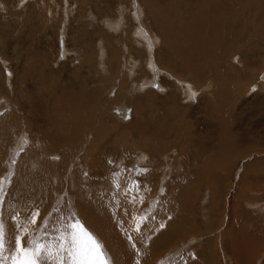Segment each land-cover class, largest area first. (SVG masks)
I'll use <instances>...</instances> for the list:
<instances>
[{"label":"rangeland","instance_id":"rangeland-1","mask_svg":"<svg viewBox=\"0 0 264 264\" xmlns=\"http://www.w3.org/2000/svg\"><path fill=\"white\" fill-rule=\"evenodd\" d=\"M183 1L0 0V264L13 233L53 242L77 220L109 264H264V0H247L239 32L200 57L191 41L207 47L214 18L198 28L205 0ZM176 127L184 149L176 137L165 159Z\"/></svg>","mask_w":264,"mask_h":264},{"label":"bare ground","instance_id":"bare-ground-1","mask_svg":"<svg viewBox=\"0 0 264 264\" xmlns=\"http://www.w3.org/2000/svg\"><path fill=\"white\" fill-rule=\"evenodd\" d=\"M172 1H174V0H172ZM177 1V0H176ZM183 0H181V2H182ZM197 2H198V0H196ZM204 1V0H203ZM184 2V1H183ZM188 2V1H187ZM196 2V3H197ZM199 3H200V0H199ZM198 3V4H199ZM136 4H137V2H136ZM171 4V3H170ZM174 4V3H173ZM197 4V5H198ZM201 4V3H200ZM243 4H245L246 6H248L247 5V0H246V2L244 1V0H205V2L203 3V4H201L199 7H198V10L200 11V10H202V18L200 19V22H199V25H196L198 28H200V26H202V24H203V18L204 17H206V14H204V13H206V11H208L209 13H211V16H212V18H214L213 20H211V21H209L210 23L208 24L211 28L212 27H214V30H212L211 31V33L209 34V35H207V36H209V38H210V44L209 43H207V47H205L203 44L204 43H201L200 42V40L198 41V42H196V40H193V41H191L192 43H194V45L193 46H191V48L193 49V50H195V46H197L198 47V50H197V54L196 55H205V53L206 52H208L210 49H212L213 50V48H216L217 46H220V44L222 43V42H224L225 40L223 39L224 38V36H227V37H230L231 35H232V31H238V29L237 28H235V27H232L233 25H235L236 26V21H238V20H240L241 18H240V16H242V18H243V20H245L244 19V17H245V15H246V9H245V11H244V8H247V7H245V6H242ZM154 5V4H153ZM175 5V4H174ZM174 5H172V6H174ZM180 5V4H179ZM189 5V4H188ZM187 5V6H188ZM196 5V4H195ZM177 6V5H176ZM153 7V6H152ZM196 7V6H195ZM244 7V8H243ZM140 8L142 9L143 7H141L140 6ZM168 8V7H167ZM178 8H179V6H178ZM145 9V8H144ZM144 9H143V11H144ZM172 9V8H171ZM193 9V8H192ZM252 10H253V8H251ZM173 10V9H172ZM176 10V9H175ZM196 10V9H195ZM142 11V10H141ZM177 11H178V9H177ZM232 11L235 13H233L232 14ZM201 12V11H200ZM207 12V13H208ZM141 13H143V12H141ZM208 13V14H209ZM140 14V13H139ZM197 14V13H196ZM201 14V13H200ZM198 16V15H197ZM196 16V17H197ZM208 16H210V15H208ZM217 16V17H216ZM195 17V18H196ZM168 19V18H167ZM173 19V18H172ZM171 19V20H172ZM174 20V19H173ZM198 20V19H197ZM207 20V19H206ZM205 20V21H206ZM183 21V20H182ZM199 21V20H198ZM254 21V20H253ZM263 21H264V19H263ZM175 22H177V21H175ZM178 22H180V20L178 21ZM191 22V21H190ZM236 22V23H235ZM247 22V21H246ZM174 23V22H173ZM233 23V24H232ZM240 23V22H239ZM260 23V22H259ZM110 24V23H109ZM178 24H182L181 22L180 23H178ZM206 24V23H205ZM248 24V23H247ZM260 24H262V23H260ZM171 25V24H170ZM172 25H174L175 26V24H172ZM186 25V24H185ZM193 25V24H192ZM195 25V24H194ZM244 23H243V27H244ZM113 26V25H112ZM182 26V25H181ZM240 26V25H239ZM246 26V25H245ZM180 27V26H179ZM186 27V26H185ZM204 27V26H203ZM207 27V26H206ZM187 28V27H186ZM190 29H191V27H189ZM258 28V27H257ZM174 29V28H173ZM203 29V28H202ZM247 29V28H246ZM149 30H151V29H147L146 30V27H141V28H139V27H137V33L140 35V37H142V40H143V42L145 43V45H146V48L148 49V51H150V53H153L152 51H151V48L153 49V47H154V44H153V42H155V45L158 43V41H159V38L155 35V32H153L152 30V33L151 34H147V32L149 33L150 31ZM201 30V29H200ZM240 30V29H239ZM247 30H249L250 31V28L249 29H247ZM253 30H255L254 28H253ZM252 30V31H253ZM198 29H195L194 27H192V29L189 31V38H191L190 36L192 35V34H196V33H198ZM202 31V30H201ZM207 31V30H206ZM241 31H242V28H241ZM186 32V31H185ZM200 32V31H199ZM210 32V31H209ZM239 32V31H238ZM243 32V31H242ZM242 32H241V34H242ZM229 33V34H228ZM234 33V32H233ZM188 34V33H187ZM255 34H256V31H255ZM146 35V36H145ZM185 35V34H184ZM199 35H201V34H199ZM203 35H204V31H203ZM252 35V34H251ZM198 36V35H197ZM205 36V35H204ZM203 36V37H204ZM240 36V35H239ZM247 36V35H246ZM202 37V38H203ZM238 37V36H237ZM249 37H251L250 35H249ZM170 38V37H169ZM185 38V37H184ZM188 38V39H189ZM198 38V37H197ZM206 38V37H205ZM235 38V37H234ZM141 39V38H140ZM194 39V38H193ZM248 39V38H247ZM209 40V39H208ZM150 41H151V44H150ZM207 40H205L204 42H206ZM247 42V41H246ZM102 43V42H101ZM104 46V45H103ZM218 48H216L215 50H217ZM193 50H191V51H193ZM227 50V49H226ZM199 51V52H198ZM194 52V51H193ZM192 52V53H193ZM196 52V51H195ZM224 52V51H223ZM103 54V53H102ZM156 54V53H155ZM154 54V55H155ZM195 54V53H194ZM221 54V53H220ZM233 54V53H232ZM154 55H153V57H154ZM157 55V54H156ZM155 55V56H156ZM179 55V54H178ZM198 55V56H199ZM189 57H190V54L188 55ZM195 56V55H194ZM102 57V56H101ZM152 57V58H153ZM188 57V58H189ZM200 57V56H199ZM199 57H198V59H199ZM224 57V56H223ZM236 57V59H238L237 57L238 56H235ZM217 58V57H216ZM234 58V57H233ZM202 59V58H201ZM189 60H191V58H189ZM196 61V59H192L191 60V64H190V66H191V69H192V67H194L195 69L193 70V72L194 71H196V72H203L204 70V68L202 69V64L201 65H199L198 66V63L197 62H195ZM159 62V63H158ZM186 62V61H185ZM187 62H189V61H187ZM157 64H158V66H159V68H161V64H160V60L159 61H157ZM185 65V64H184ZM154 66V65H153ZM163 66H165V65H163ZM162 66V67H163ZM187 66H188V64H187ZM197 66H198V68H199V71H198V69H197ZM168 67H170V66H168ZM149 68H152V67H150L149 66ZM154 68H155V66H154ZM185 68V67H184ZM163 69H165V68H163ZM169 69V68H168ZM205 69H206V67H205ZM156 72H159V70H158V68H155L154 69ZM173 70V69H172ZM163 71V70H162ZM167 71V70H166ZM161 72V71H160ZM176 74V73H175ZM177 75V74H176ZM175 75V76H176ZM196 75V74H195ZM199 76V75H198ZM204 76V75H203ZM177 77V80H175L179 85H181V87H182V89L183 90H186V92H187V94H189L190 96H192V97H194V96H196L197 95V93L196 92H198V91H200L199 90V88H198V86H197V84H195V82H190L189 80V78L188 77H182V76H176ZM183 78H185V79H183ZM147 80V79H146ZM205 88L206 89H209L210 88V90H211V79L209 80V79H205ZM148 83V82H147ZM209 91V90H208ZM201 95V94H200ZM208 99H210V98H208ZM206 100V99H205ZM204 100V101H205ZM208 101V100H207ZM209 102V101H208ZM169 115V114H168ZM7 119V118H6ZM66 122V121H65ZM176 124V123H175ZM160 126V125H159ZM177 126V125H176ZM72 128V127H71ZM70 128V129H71ZM191 128H192V126H191ZM66 129V128H65ZM68 129V128H67ZM166 129V128H165ZM176 129H177V127L175 128V129H173L172 131L170 130V132L168 133V134H165V131H163V134H165L166 136L167 135H169L167 138H169V139H171L172 137L174 138V140H171V141H167V142H165L166 143V145H164L166 148L165 149H163V153H161L160 155H161V157H163V158H167V153L169 152V149L170 150H172V147H173V145L175 146V144H173V142H175V138L177 137V148H180V150H181V152L183 151V149H184V143H179L178 141H179V135H178V133H180V130H179V128H178V132H176ZM69 130V129H68ZM76 130V129H75ZM66 131V130H65ZM158 131V130H157ZM168 131V130H167ZM161 132V131H160ZM68 133V132H67ZM154 133V132H153ZM159 134V133H158ZM67 135V134H66ZM164 135V136H165ZM1 136V135H0ZM19 136V135H18ZM137 136H138V134H137ZM27 137V136H26ZM187 139V138H186ZM253 139V138H252ZM180 140H182L181 139V137H180ZM188 140V139H187ZM186 140V141H187ZM152 141V143L154 142L153 140H151ZM158 141V140H157ZM37 142H38V140H37ZM184 142V141H183ZM35 143V142H34ZM155 143V142H154ZM176 143V142H175ZM23 144V143H22ZM102 145V144H101ZM189 146V145H188ZM149 147V146H148ZM159 147V146H158ZM158 147H157V145H155V146H152V148H153V150L154 149H158ZM161 145H160V147H159V149H161ZM181 147H182V149H181ZM193 147H196V145H192L190 148H193ZM233 147V146H232ZM79 148V147H78ZM129 148V147H128ZM149 148H151V146L149 147ZM56 149H57V147H56ZM137 149H138V147H137ZM175 149V148H174ZM227 149H228V147H227ZM226 149V150H227ZM58 150V149H57ZM60 151V150H59ZM147 153H145L144 155H147V154H149L152 158L154 157V153L155 152H157V150L154 152V153H151V151H149L148 149H147ZM160 151V150H159ZM176 151V150H175ZM57 152V151H56ZM161 152H162V150H161ZM258 152H260V151H258ZM261 152H264V149H261ZM58 153V152H57ZM170 153V152H169ZM51 154H52V152H51ZM156 154V153H155ZM258 154V153H257ZM264 154V153H263ZM149 155H147L149 158H150V156ZM53 156V155H52ZM193 156H195V155H193ZM140 157V156H139ZM143 157V156H142ZM141 157V158H142ZM198 157V156H197ZM196 157V158H197ZM140 158V159H141ZM191 158V157H190ZM189 158V159H190ZM195 158V159H196ZM199 158V157H198ZM197 158V159H198ZM55 159V158H54ZM142 159H146L145 157H143ZM189 159H187V160H185V161H187L188 163L187 164H189V162L191 161V159H190V161H189ZM192 159H193V157H192ZM135 160V159H134ZM80 161V160H79ZM139 161H141V160H139ZM138 161V162H139ZM160 161V159L158 160V165H160V168L161 169H163L164 170V161L162 162V159H161V162H159ZM51 162V160L49 161V163ZM62 162V161H61ZM147 162V161H146ZM175 162V161H174ZM193 162H196V160L194 161L193 160ZM210 162V161H209ZM148 163V162H147ZM166 163H167V161H166ZM197 163V162H196ZM52 164H54V163H52ZM62 164V163H61ZM156 164V165H157ZM183 164V163H182ZM194 164V163H193ZM199 164V163H198ZM51 165V164H50ZM211 165V164H210ZM55 166V165H54ZM61 166V165H60ZM148 166V165H147ZM153 166V165H152ZM52 167V166H51ZM82 167V166H81ZM85 167V166H84ZM149 167V166H148ZM155 167V166H154ZM158 166H156V168H157ZM54 168V167H53ZM56 168V167H55ZM59 168V167H58ZM159 168V167H158ZM46 169V168H45ZM43 170H44V168H43ZM42 170V171H43ZM46 170H48V168L46 169ZM46 170H44V171H46ZM55 170V169H54ZM53 170V171H54ZM67 170V169H66ZM153 170V169H152ZM154 170H156L155 168H154ZM172 170V169H171ZM77 171V170H76ZM165 171V170H164ZM176 171H180L178 168H176ZM171 171H169L168 172V174L170 173ZM45 173V172H44ZM43 173V174H44ZM50 173V172H49ZM58 173V172H57ZM152 173V172H151ZM163 173V172H162ZM64 174V173H63ZM32 176L34 175V174H31ZM40 175V174H39ZM46 175H47V173H46ZM45 175V176H46ZM62 175V174H61ZM76 175V174H75ZM38 176V175H37ZM149 176V175H148ZM41 177V176H40ZM61 177V176H60ZM75 177V176H74ZM162 180H164V178L165 177H167V176H165L164 174H162ZM169 177V176H168ZM192 177V176H191ZM263 177V176H262ZM55 178V177H54ZM39 178H37V180H38ZM44 179V178H43ZM71 179H73V178H71ZM166 179V178H165ZM201 179V178H200ZM22 180V179H21ZM35 180V179H34ZM55 180V179H54ZM46 181V180H45ZM53 181V180H52ZM58 181V180H57ZM33 182V181H32ZM35 182V181H34ZM43 182H44V180H43ZM56 182V181H55ZM63 183V182H62ZM163 183V182H162ZM31 184V183H30ZM54 184V183H53ZM115 185V184H114ZM143 185L144 184H142L141 186L143 187ZM166 185V184H165ZM164 185V183L162 184V188L163 187H166ZM22 186V185H21ZM42 187H43V185H41ZM23 187V186H22ZM21 187V188H22ZM44 187H45V185H44ZM49 187V186H48ZM51 187V186H50ZM75 187V186H74ZM47 188V187H46ZM45 188H43V190H44ZM53 189V188H52ZM42 190V189H41ZM32 191V190H31ZM45 191H47V190H45ZM62 191V190H61ZM79 191V190H78ZM52 192V191H51ZM249 192H251V191H249ZM193 193V192H192ZM34 195V194H33ZM44 195V194H43ZM77 196V195H76ZM45 197V196H44ZM61 197V196H60ZM31 198V197H30ZM33 198V197H32ZM34 200H35V198H33ZM94 199V198H93ZM250 199V198H249ZM182 201V200H181ZM32 202H34V201H32ZM37 203V202H36ZM32 204V203H31ZM254 204V203H253ZM257 205H259V204H257ZM89 207V206H88ZM259 208V207H258ZM257 208V209H258ZM89 210V209H88ZM32 211V210H31ZM74 211V210H73ZM28 212V211H27ZM81 212V211H80ZM170 214V213H169ZM229 216V215H228ZM87 219H85L84 221H86ZM88 221V220H87ZM167 221V224H164L163 226H164V229H166V231L165 232H167L169 229H175V223L174 222H168V220H166ZM211 221V220H210ZM87 223V222H86ZM233 223V222H232ZM236 226V225H235ZM239 227V226H238ZM237 227V228H238ZM157 228H159V227H157ZM162 229V231H163V228H161ZM242 229V228H241ZM177 230V229H176ZM183 231V230H182ZM160 232V231H159ZM131 233V232H130ZM142 233V234H141ZM141 233L139 234V237L138 238H144L142 241H141V245L140 246H148V244H149V241H148V234H146V233H144V231H141ZM164 233V232H163ZM260 233V232H259ZM165 234V233H164ZM166 234H168V233H166ZM178 234V233H177ZM252 234V233H251ZM151 235V234H150ZM201 235V234H200ZM260 235V234H259ZM121 236V235H120ZM131 236H133V235H131ZM258 236V235H257ZM157 237V236H156ZM155 237V238H156ZM254 237V236H253ZM260 237V236H259ZM105 238V237H104ZM127 241V240H126ZM157 241V240H156ZM123 242V241H122ZM134 242H135V240H134ZM125 243V242H124ZM123 243V244H124ZM139 243V242H138ZM154 243V242H153ZM260 243V242H259ZM126 245V244H125ZM134 246V244H132V245H128L127 247H123V249H122V254H123V256L124 255H127L128 256V254H130V255H132L133 254V252H132V248H137L136 246L135 247H133ZM155 246V245H154ZM154 246H152V247H154ZM244 247V246H243ZM150 248H151V246H150ZM139 250V247L137 248V251ZM136 251V252H137Z\"/></svg>","mask_w":264,"mask_h":264},{"label":"snow or ice","instance_id":"snow-or-ice-1","mask_svg":"<svg viewBox=\"0 0 264 264\" xmlns=\"http://www.w3.org/2000/svg\"><path fill=\"white\" fill-rule=\"evenodd\" d=\"M4 245L5 232L0 225V252ZM9 247L11 264H109L103 244L79 220L68 224L57 241H43L33 233L31 239L25 237L22 243L21 237L13 233Z\"/></svg>","mask_w":264,"mask_h":264}]
</instances>
